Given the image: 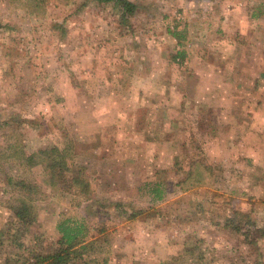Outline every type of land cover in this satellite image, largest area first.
I'll return each instance as SVG.
<instances>
[{
    "label": "rangeland",
    "instance_id": "1",
    "mask_svg": "<svg viewBox=\"0 0 264 264\" xmlns=\"http://www.w3.org/2000/svg\"><path fill=\"white\" fill-rule=\"evenodd\" d=\"M128 1L123 23L94 0H0V264L65 221L90 242L74 264H264V235L224 224L264 229V0ZM53 147L78 186L24 166ZM9 177L37 185L24 233Z\"/></svg>",
    "mask_w": 264,
    "mask_h": 264
},
{
    "label": "trees",
    "instance_id": "2",
    "mask_svg": "<svg viewBox=\"0 0 264 264\" xmlns=\"http://www.w3.org/2000/svg\"><path fill=\"white\" fill-rule=\"evenodd\" d=\"M94 2L102 5H109L114 9V12L119 16L123 23H127L136 12V6L134 3L128 0H94ZM182 52L177 55L182 56ZM64 155L55 147L51 149H45L31 154L23 159L24 166L31 168L36 165H42L46 175L49 177L50 184L52 186L56 183H71L70 188L78 186V182L73 179H67L65 174L68 172V164L65 161ZM10 157V156H8ZM189 170V175L186 181L192 180L190 183L197 185L199 178L200 165L196 162ZM185 181V182H186ZM76 182V183H75ZM73 183H75L73 185ZM7 186L10 187L12 192L13 201L10 203L9 209L11 210L14 219L18 223L19 229L27 231L32 227L37 220L34 200L37 194V185L28 182L24 178H7ZM69 188V187H68ZM153 193V199L155 201L162 200L163 190L159 186L151 189ZM126 210H121L120 214H126ZM128 213V212H127ZM140 212H133L128 216V219L136 218ZM69 221L61 222L57 226L59 238L57 239L53 249L47 253L37 252L35 249H29L31 257L25 258L26 264H74L78 260H82L83 256L88 251L90 242H87L86 238L88 233L83 224H69ZM72 223V222H71ZM247 223V222H246ZM249 223V220H248ZM225 227L234 230L236 233H244L243 237L246 239L247 244L253 245L257 239H260L264 235V229L255 226L253 231L248 232L240 225H236L232 218H227L224 221ZM246 231V232H245ZM241 233V234H242ZM16 242V240H15ZM18 249L24 250L25 244L20 241L16 242ZM10 264H20V259L11 258Z\"/></svg>",
    "mask_w": 264,
    "mask_h": 264
},
{
    "label": "crops",
    "instance_id": "3",
    "mask_svg": "<svg viewBox=\"0 0 264 264\" xmlns=\"http://www.w3.org/2000/svg\"><path fill=\"white\" fill-rule=\"evenodd\" d=\"M260 77H261V75H260ZM262 77H263V80H264V72L262 73Z\"/></svg>",
    "mask_w": 264,
    "mask_h": 264
}]
</instances>
